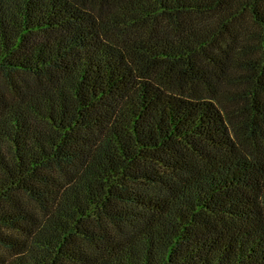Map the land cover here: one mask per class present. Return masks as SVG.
I'll use <instances>...</instances> for the list:
<instances>
[{"label": "trees", "instance_id": "1", "mask_svg": "<svg viewBox=\"0 0 264 264\" xmlns=\"http://www.w3.org/2000/svg\"><path fill=\"white\" fill-rule=\"evenodd\" d=\"M0 264H264V0H0Z\"/></svg>", "mask_w": 264, "mask_h": 264}]
</instances>
